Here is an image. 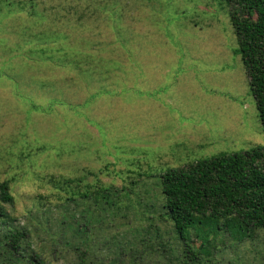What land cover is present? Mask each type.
I'll list each match as a JSON object with an SVG mask.
<instances>
[{"label":"rangeland","instance_id":"rangeland-1","mask_svg":"<svg viewBox=\"0 0 264 264\" xmlns=\"http://www.w3.org/2000/svg\"><path fill=\"white\" fill-rule=\"evenodd\" d=\"M236 48L225 0H0L12 225L70 215V192L98 183L141 211L169 170L264 146ZM212 243L202 264H264L263 231L221 228Z\"/></svg>","mask_w":264,"mask_h":264},{"label":"trees","instance_id":"trees-1","mask_svg":"<svg viewBox=\"0 0 264 264\" xmlns=\"http://www.w3.org/2000/svg\"><path fill=\"white\" fill-rule=\"evenodd\" d=\"M225 2L264 133V0ZM159 182V194L138 202L141 211L122 188L72 191L66 201L77 210L37 214L31 229L14 227L0 204V264H202L221 228L244 238L264 232V146L169 170ZM12 202L9 183L0 182V203ZM131 216L147 225L133 226Z\"/></svg>","mask_w":264,"mask_h":264}]
</instances>
